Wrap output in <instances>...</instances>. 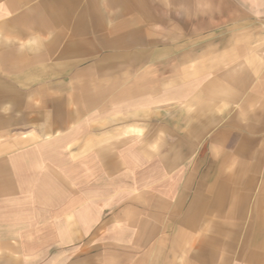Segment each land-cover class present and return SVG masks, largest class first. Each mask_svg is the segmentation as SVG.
Returning <instances> with one entry per match:
<instances>
[{
    "label": "crops",
    "instance_id": "obj_1",
    "mask_svg": "<svg viewBox=\"0 0 264 264\" xmlns=\"http://www.w3.org/2000/svg\"><path fill=\"white\" fill-rule=\"evenodd\" d=\"M0 264H264V0H0Z\"/></svg>",
    "mask_w": 264,
    "mask_h": 264
}]
</instances>
